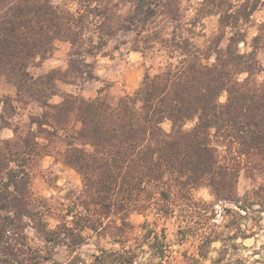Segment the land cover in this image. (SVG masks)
<instances>
[{
    "label": "trees",
    "instance_id": "1",
    "mask_svg": "<svg viewBox=\"0 0 264 264\" xmlns=\"http://www.w3.org/2000/svg\"><path fill=\"white\" fill-rule=\"evenodd\" d=\"M67 1L0 0V76L15 87V100L42 107L29 116L28 131L15 127L12 138L0 139V264H182L164 231L146 220L136 225L130 215L213 211L215 203L239 217L225 224L235 228L231 235L215 222L177 230L197 240L201 256L214 242L253 236L257 223L243 229L240 220L264 211V79L257 58L264 19L250 43L246 29L264 0H202L198 11L217 15L218 25L201 42L193 39L196 23L182 20V0H72L75 9ZM119 32L131 33V50L164 59L145 68L132 92L59 93V80L96 77L86 57H96ZM61 41L71 46L68 68L33 75L29 66ZM55 94L62 99L52 103ZM8 100L3 111L14 110ZM50 151L82 183L58 208L30 186V161ZM242 172L250 186L239 194ZM198 187L215 202L196 199ZM28 227L43 245L31 243ZM102 238L118 247L101 246ZM91 240L96 251L84 257L78 249ZM58 246L67 250L65 261L53 257Z\"/></svg>",
    "mask_w": 264,
    "mask_h": 264
},
{
    "label": "rangeland",
    "instance_id": "2",
    "mask_svg": "<svg viewBox=\"0 0 264 264\" xmlns=\"http://www.w3.org/2000/svg\"><path fill=\"white\" fill-rule=\"evenodd\" d=\"M63 1L53 0L54 3ZM201 2L202 0L181 1L182 20L192 19L196 23L193 39L198 42L203 41L205 36L213 34L218 25L217 15H202L198 11ZM67 3L72 9L76 8L74 1L68 0ZM263 19L264 5L253 14L252 22L246 29L248 43L257 33L258 23ZM130 38V32H119L96 57L87 56L86 60L93 64L96 77L91 80L78 78L74 83L59 80L56 82L59 93L69 92L84 97H95L100 89L112 96L132 92L139 85L145 68L156 65L165 56H143L141 52L131 50ZM240 46L243 45L240 44ZM70 49L71 46L68 42H58L52 55L42 61L37 60L38 62L29 66V71L36 76L52 68L67 69ZM257 58L263 68L258 78L264 79V48L257 50ZM5 97H10V100H12L13 111L9 107L6 111H3V99ZM15 98V87L0 76V139L12 138L15 127L19 128V133L24 134L31 127L29 116L39 115L42 112V107L37 102H19ZM61 99L60 94H55L50 98V102L57 103ZM10 100H8V103H10ZM220 100H225L224 94L220 97ZM163 126L165 129H169L168 122L163 123ZM32 128L34 129L35 125H32ZM58 145L55 144V148L59 147ZM29 170L31 174L30 186L34 194L46 199L57 208L62 207V203H68L65 199L66 193L69 191L77 193L82 186L79 174L64 165L54 151L41 153L33 157L29 164ZM249 186L250 180L242 172L238 180V193L243 194ZM193 195L196 199H203L207 203L215 202L206 187L194 189ZM213 206V211L210 210V206L205 210L196 207L188 208L184 212L176 210L172 216H162L155 211L146 214L133 213L130 215V219L136 225L146 220L149 226L154 227L158 232L164 231L167 243L182 264H264V211L251 210L248 213L242 211L241 213H245V217L240 220L241 228L244 229L257 223L253 228V236L245 239L241 237L225 238L223 242H214L206 257L200 255L199 244L194 237L181 238L177 234L179 227L190 231L196 226L203 225V227H206L209 224L208 222H215L224 233V236L231 235L235 228L228 229L225 224L230 220H239V217L234 212L224 210L223 203H215ZM48 220L51 225L56 223L54 218L49 217ZM137 231L141 232L140 228ZM27 233L32 244L43 245L42 240L30 227L27 228ZM91 242L89 245H83L78 249V252L84 257H88L96 251L95 241L91 240ZM99 244L104 247H118L117 244H111L109 238L100 239ZM53 257L57 261H65L68 257L66 248L63 246L54 248ZM144 257L141 256L139 260H144Z\"/></svg>",
    "mask_w": 264,
    "mask_h": 264
}]
</instances>
